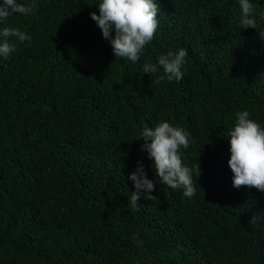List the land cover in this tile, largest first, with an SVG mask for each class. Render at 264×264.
<instances>
[{
	"label": "trees",
	"instance_id": "16d2710c",
	"mask_svg": "<svg viewBox=\"0 0 264 264\" xmlns=\"http://www.w3.org/2000/svg\"><path fill=\"white\" fill-rule=\"evenodd\" d=\"M100 2L35 0L0 23L31 36L0 58V264H264V193L233 187L227 163L237 112L264 127V0H250L256 29L238 26L239 0H155L136 63L90 18ZM180 47L181 80L143 73ZM161 120L191 134L183 160L198 161L203 190L191 199L159 182L134 139ZM137 161L157 181L139 211Z\"/></svg>",
	"mask_w": 264,
	"mask_h": 264
},
{
	"label": "clouds",
	"instance_id": "9594fccd",
	"mask_svg": "<svg viewBox=\"0 0 264 264\" xmlns=\"http://www.w3.org/2000/svg\"><path fill=\"white\" fill-rule=\"evenodd\" d=\"M35 0L21 3L18 0H2L0 2V23L5 22L13 14L29 15L37 10ZM240 29H256V20L252 16L253 4L250 0H239ZM160 8L155 0H101L98 13H90V18L101 30L102 37L107 40L115 57L138 62L145 46L154 39L159 26L158 13ZM264 37V32L259 34ZM31 41V36L15 27L0 29V58L8 59L19 45ZM188 53L183 47L168 51L158 57L155 64L143 65V73H157L162 68L163 74L157 82L181 80L184 72L181 70L186 63ZM228 167L233 173L232 185L235 188L248 186L264 193V127L250 118L247 110L236 113L234 126L229 130ZM143 139L142 151L152 160V168L159 182L172 190L182 189L183 195L189 199L196 195L197 178L201 174L198 161L193 166L184 163V152L191 144V134L179 124L172 125L167 120H161L154 126L145 124L140 134L134 139ZM128 179L133 182L134 191L129 194L128 205L139 211L138 201H155L151 193L155 190V180L147 178L143 163L137 161L135 170ZM200 190H202L199 187ZM203 191V190H202ZM256 217L251 218L252 223ZM133 237V242L142 247L143 240Z\"/></svg>",
	"mask_w": 264,
	"mask_h": 264
}]
</instances>
